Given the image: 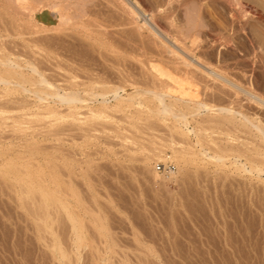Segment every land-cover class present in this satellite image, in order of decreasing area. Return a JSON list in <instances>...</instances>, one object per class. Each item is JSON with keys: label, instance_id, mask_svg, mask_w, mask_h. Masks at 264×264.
Masks as SVG:
<instances>
[{"label": "rangeland", "instance_id": "374dc122", "mask_svg": "<svg viewBox=\"0 0 264 264\" xmlns=\"http://www.w3.org/2000/svg\"><path fill=\"white\" fill-rule=\"evenodd\" d=\"M124 1L0 0V264H264V0Z\"/></svg>", "mask_w": 264, "mask_h": 264}, {"label": "bare ground", "instance_id": "6f19581e", "mask_svg": "<svg viewBox=\"0 0 264 264\" xmlns=\"http://www.w3.org/2000/svg\"><path fill=\"white\" fill-rule=\"evenodd\" d=\"M124 1V0H123ZM232 1V0H231ZM125 2V1H124ZM131 4V3H130ZM138 5V4H137ZM33 8V7H32ZM142 8V7H141ZM118 9V8H117ZM119 10V9H118ZM130 9H128V13L130 14V11H129ZM147 11V10H146ZM118 12V11H117ZM116 12V13H117ZM119 12H121V11H119ZM132 12V11H131ZM80 13H82V12H80ZM79 13V14H80ZM122 13H123V11H122ZM125 13H126V11H125ZM133 13H134V15H133ZM131 15H132V17H135V19L137 20L136 22L139 24V26H137L136 28H142V26H144L146 23H147V21H145V18H143V19H140L143 15H144V13L143 14H139L138 13V10L137 11H134ZM142 13V12H141ZM64 15V14H63ZM63 15H62V17H63ZM124 15V14H123ZM69 16V15H68ZM67 16V17H68ZM75 16V15H74ZM73 16V17H74ZM77 16V15H76ZM79 16V15H78ZM126 16V15H125ZM147 16V15H146ZM72 17V16H71ZM80 17H81V15H80ZM79 17V18H80ZM165 17V16H164ZM40 18H42L41 19V21L42 20H46V21H48L47 19H48V12L47 11H42V13H41V16H40ZM59 18H60V16H59ZM58 18V22H60L59 20H61V19H59ZM69 18V17H68ZM75 19V18H74ZM123 19V18H122ZM125 19H126V17H125ZM131 19V18H130ZM130 19H129V21H130ZM154 19V18H153ZM133 20V19H132ZM160 20V19H159ZM65 21V20H64ZM125 21V20H124ZM152 21V20H151ZM40 22V21H39ZM133 22V21H132ZM135 22V21H134ZM133 22V24H135ZM146 22V23H145ZM161 22V21H160ZM159 22V23H160ZM48 23H49V21H48ZM75 23V22H74ZM145 23V24H144ZM68 24V23H67ZM129 24V23H128ZM149 24V23H148ZM147 24V25H148ZM152 24V23H151ZM161 24V23H160ZM163 24V23H162ZM147 25H145V26H147ZM159 25V24H158ZM55 27H56V25H54ZM60 26V25H59ZM65 26V25H64ZM70 26H72V25H70ZM129 26V25H128ZM156 26V25H155ZM50 27V26H49ZM53 27V26H52ZM133 27V26H132ZM164 27H166V26H164ZM39 28V27H38ZM62 28V27H61ZM145 28V27H144ZM35 29V28H34ZM44 29V28H43ZM53 29V28H52ZM129 29H131V28H129ZM163 29V28H162ZM131 30H133V29H131ZM137 30H139V29H137ZM148 30V29H147ZM169 30V29H168ZM167 30V31H168ZM38 31H39V29H38ZM41 31V30H40ZM47 31V30H46ZM50 31V30H49ZM145 31V30H144ZM162 31V30H161ZM35 32V31H34ZM33 32V33H34ZM48 32V31H47ZM157 32V31H156ZM36 33V32H35ZM133 33H135V32H133ZM143 33V32H142ZM152 33V32H151ZM160 33V32H159ZM187 33H189L188 31H187ZM195 33V32H194ZM37 34V33H36ZM131 34H132V31H131ZM175 34V33H174ZM193 34V33H192ZM133 35V34H132ZM136 35H138V34H136ZM156 35V34H155ZM172 35V34H171ZM190 35V34H189ZM196 35V34H195ZM209 36V35H208ZM212 36V35H211ZM145 37V36H144ZM147 37V36H146ZM145 37V38H146ZM150 36H148V38H149ZM162 37V36H161ZM179 37V36H178ZM187 37V36H186ZM151 38V37H150ZM193 38V37H192ZM213 38H214V36H213ZM144 39V38H143ZM143 39H141V41L143 40ZM147 39V38H146ZM157 40H158V38H156ZM183 39V38H182ZM138 40V39H137ZM145 40V39H144ZM148 40V39H147ZM162 40V39H161ZM216 40V39H215ZM149 41V40H148ZM152 41V40H151ZM180 41V40H179ZM217 41V40H216ZM134 42V40H132V43ZM137 42H139V40L137 41ZM143 42V41H142ZM145 42V41H144ZM183 42V41H182ZM181 42V43H182ZM151 43V42H150ZM154 43V42H153ZM216 43V42H215ZM134 44V43H133ZM137 44H139V43H137ZM152 44V43H151ZM167 44V43H166ZM172 44V43H171ZM140 46H141V44H139ZM160 45V44H159ZM182 45V44H181ZM135 46V45H134ZM143 46V45H142ZM163 46V45H162ZM175 46V45H174ZM33 47V46H32ZM38 47V46H37ZM108 47V46H107ZM112 47V46H111ZM145 47V46H144ZM143 47V48H144ZM177 47H179V46H177ZM199 47V46H198ZM213 47V46H212ZM44 48H46V47H44ZM49 48V47H48ZM137 48V47H136ZM142 48V49H143ZM145 48H147V47H145ZM180 48H181V46H180ZM190 48V47H189ZM203 48V47H202ZM109 49V48H108ZM166 49V48H165ZM169 49V48H168ZM205 49V48H204ZM135 50V49H134ZM152 50V49H151ZM158 50V49H157ZM182 50V49H181ZM186 50H188V49H186ZM203 50V49H202ZM131 51L133 52V50L131 49ZM153 51L155 52V49H154V47H153ZM163 51V50H162ZM183 51V50H182ZM185 51V50H184ZM44 52V51H43ZM136 52V51H135ZM140 52V51H139ZM145 52H147L146 50H145ZM151 52V51H150ZM172 52V51H171ZM175 52V51H174ZM202 52V51H201ZM206 52V51H205ZM157 53H159V52H157ZM168 53V52H167ZM169 53H170V51H169ZM199 53V52H198ZM203 53V52H202ZM43 54V53H42ZM57 54V53H56ZM144 54V53H143ZM147 55H148V53H146ZM153 54H155V53H153ZM175 54V53H174ZM185 54V53H184ZM189 54V53H188ZM46 55V54H45ZM158 55V54H157ZM162 55H164V54H162ZM170 55V54H169ZM200 55V54H199ZM50 56V55H49ZM59 56V55H58ZM4 57V56H3ZM8 57V56H7ZM48 57V56H47ZM173 57V56H172ZM179 57V56H178ZM152 58V57H151ZM168 58H169V56H168ZM174 58V57H173ZM54 60H55V58H53ZM161 59V58H160ZM15 60H17V59H15ZM51 60V59H50ZM168 60V59H167ZM179 60V59H178ZM184 60V59H183ZM31 61V60H30ZM57 61V60H56ZM149 61V60H148ZM177 61V60H176ZM182 61V60H181ZM157 62V61H156ZM163 62V61H162ZM179 62V61H178ZM171 63V62H170ZM175 63V62H174ZM184 63H186V62H184ZM192 63H193V61H192ZM203 63V62H202ZM238 63V62H237ZM15 65H11L10 64V62H9V60L7 59H3V58H0V81L4 84V85H6V86H13V87H17V86H19V87H21V89L25 92V90L22 88L23 87V85L24 84H26V82H28V80L24 77L25 75L23 74V73H21V71H22V67L18 64V63H14ZM153 64V63H152ZM165 64V63H164ZM204 64V63H203ZM207 64V63H206ZM233 64H235V63H233ZM167 65V64H166ZM177 65V64H176ZM185 65V64H184ZM190 65V64H189ZM194 65V64H193ZM201 65V64H200ZM237 65V64H236ZM155 66V65H154ZM159 66H160V64H159ZM162 66V65H161ZM187 66V65H186ZM210 66V65H209ZM32 67V66H31ZM30 67V71H32V73H33V75L34 74H37L38 72H37V70H35V68L34 67H32L31 68ZM163 67V66H162ZM194 67H196V66H194ZM204 67V66H203ZM208 67V66H207ZM25 68V67H24ZM148 68V67H147ZM159 68V67H158ZM175 68V67H174ZM202 68V67H201ZM205 68V67H204ZM225 68V67H224ZM29 69V68H28ZM168 69V68H167ZM180 69H182V68H180ZM194 69V68H193ZM192 69V70H193ZM210 69V68H209ZM208 69V70H209ZM223 69V68H222ZM227 69V68H226ZM233 69V68H232ZM235 69V68H234ZM197 71H198V69H196ZM202 70V69H201ZM211 70H212V68H211ZM210 70V71H211ZM220 70V69H219ZM154 71V70H153ZM157 71H158V69H157ZM162 70H160V75H165V74H163V72H161ZM195 71V70H194ZM197 71H195V72H197ZM207 71V70H206ZM223 71V70H222ZM226 71V70H225ZM23 72V71H22ZM166 72V71H165ZM176 72V71H175ZM177 72H178V69H177ZM191 72V71H190ZM189 72V73H190ZM199 72V71H198ZM205 72V71H204ZM217 72V71H216ZM179 73H180V71H179ZM193 73V72H192ZM200 73V72H199ZM207 73H209V74H207V76L208 77H210V78H212L211 79V81L213 82V80L215 81V82H222V84H223V82H225L221 77H220V75H217L216 73H214L213 71H211V72H207ZM153 74V73H152ZM156 74V73H155ZM154 74V75H155ZM175 74V73H174ZM186 74V73H185ZM184 74V75H185ZM191 74V73H190ZM194 74V73H193ZM196 74H198V73H196ZM195 74V75H196ZM202 74V73H201ZM203 74H205V73H203ZM39 75V74H38ZM149 75V74H148ZM157 75V74H156ZM172 75V74H171ZM180 75V74H179ZM192 75V74H191ZM199 75V74H198ZM222 75H224V74H222ZM230 75V74H229ZM40 76V81H39V83L40 84H43V86H45V89L46 90H49V89H51L52 87L50 86V85H48L45 81H44V79L42 78V76L41 75H39ZM167 76V75H166ZM203 75H201L200 77H202ZM205 76V75H204ZM156 77H158V76H156ZM177 77H178V75H177ZM190 77V76H189ZM224 77V76H223ZM39 78V77H38ZM185 78H187V77H185ZM195 78V77H194ZM198 78V77H197ZM202 78H204V77H202ZM210 78H209V80H210ZM158 79V78H157ZM170 79V78H169ZM172 79V78H171ZM189 78H187V80H188ZM190 79H191V77H190ZM189 79V80H190ZM201 78H199V80H200ZM205 79V81H206V79L207 78H204ZM182 80V79H181ZM186 80V79H185ZM193 80V79H192ZM242 80V79H241ZM243 80H244V78H243ZM159 81V80H158ZM163 81V80H162ZM198 81V80H197ZM202 80H200V82H201ZM204 81V82H205ZM208 81V80H207ZM34 82V81H33ZM164 82V81H163ZM163 82L161 83V84H163ZM174 82V81H173ZM176 82H178V81H176ZM185 82V81H184ZM199 82V81H198ZM203 82V81H202ZM203 82V83H204ZM160 83V82H159ZM167 83V82H166ZM189 83H190V81H189ZM193 84H195L194 83V80H193V82H192ZM197 83V82H196ZM210 83V82H209ZM28 84H30L31 85V82L29 83L28 82ZM38 84V83H37ZM160 84V85H161ZM178 84V83H177ZM198 84V83H197ZM206 84V83H205ZM204 84V85H205ZM214 84V83H213ZM225 84V83H224ZM238 84V83H237ZM245 84V83H244ZM227 85V84H226ZM229 85H232V84H229ZM153 86H154V84H153ZM178 86V85H177ZM184 86V85H183ZM199 86H201V85H199ZM207 86V85H206ZM214 85H212V87H213ZM220 86V85H219ZM224 86V85H223ZM228 86V85H227ZM246 86H248V85H246ZM252 86V85H251ZM38 87V86H37ZM155 87V86H154ZM165 87V86H164ZM208 87H209V85H208ZM207 87V88H208ZM211 86H210V88H212ZM215 87H218V86H215ZM232 87H234V86H232ZM231 87V88H232ZM204 88V87H203ZM209 88V89H210ZM228 88L230 89V87L228 86ZM242 88V87H241ZM44 89V90H45ZM205 89V88H204ZM223 89V88H222ZM228 89V90H229ZM240 89V88H239ZM31 90V89H30ZM156 90H158V89H156ZM225 90V89H224ZM227 89L225 90V91H228ZM231 90V89H230ZM247 90V89H246ZM146 91V90H145ZM153 91V90H152ZM159 91V90H158ZM181 91V90H180ZM204 91V90H203ZM210 91H211V89H210ZM214 91V90H213ZM220 91V90H219ZM235 92H237L236 90H234ZM26 92H27V89H26ZM143 92V91H142ZM212 92V91H211ZM248 92V91H247ZM33 93V92H32ZM149 94H151L152 95V97L151 98H153V99H157V101H159V106H161L162 107V109H161V112L160 113H164L165 115H171L174 119H175V121H176V123L179 121H184V122H186V116H185V113H182V114H177V112L175 111H173L172 110V108H171V103H169V104H166L165 102H163L162 100H159L160 98L157 96V92H154V93H152V92H148ZM157 93V94H156ZM210 93V92H209ZM227 93V92H226ZM231 93V92H230ZM259 93V92H258ZM28 94V93H27ZM36 94H37V92H36ZM115 94V96H116V93H114ZM232 94H234V92H233V90H232ZM237 94L239 95V92L238 93H235L234 95H233V98L234 97H239V96H237ZM250 94V93H249ZM262 94V93H261ZM35 95V94H34ZM53 95V94H52ZM63 95V94H62ZM60 96L59 97V100L63 103H67V104H74V103H83L84 101L82 100V99H80L77 95H68V96H66L65 94L63 95V96ZM147 95V94H146ZM164 95V94H163ZM162 95V96H163ZM179 95V94H178ZM184 95V94H183ZM182 95V96H183ZM207 96H208V94H206ZM214 95V94H213ZM230 95V94H229ZM247 95V94H246ZM257 95V94H256ZM263 95V94H262ZM36 96V95H35ZM45 96V95H44ZM55 96V95H54ZM58 96V95H57ZM102 96V95H101ZM161 96V97H162ZM174 96V95H173ZM215 96V95H214ZM254 96V98H255V95H253ZM258 96H260V95H258ZM43 97V96H42ZM48 97V96H47ZM52 97V96H51ZM209 97V96H208ZM210 97H211V95H210ZM216 97V96H215ZM220 97V96H219ZM228 97V96H227ZM242 97V96H241ZM40 98V97H39ZM44 98V97H43ZM103 98V96L101 97V99ZM163 98V97H162ZM180 98V97H179ZM230 98V97H229ZM242 98H244V96L242 97ZM247 98H249L248 96L247 97H245V100L247 99ZM253 98V99H254ZM257 98V97H256ZM259 98V97H258ZM55 99V98H54ZM221 99V98H220ZM250 99V98H249ZM249 99H247L246 100V102L249 100ZM40 100V99H39ZM193 100V99H192ZM227 100V99H226ZM225 100V101H226ZM235 100V99H234ZM236 100H238V99H236ZM244 100V99H243ZM254 100H256V99H254ZM221 101V100H220ZM241 101V100H240ZM258 101V103L261 101V100H257ZM257 101H254V102H256V104L258 105V103H257ZM219 102V101H218ZM232 102H234V101H232ZM238 102V101H237ZM254 102H252V100H251V104L252 103H254ZM59 103V102H58ZM61 103V104H62ZM86 103V102H85ZM204 103H206V102H204ZM222 103V102H221ZM240 103V102H239ZM248 103V102H247ZM263 102H261V104H262ZM199 104V103H198ZM209 104V103H208ZM227 104V103H226ZM235 104H236V102H235ZM249 104H250V102H249ZM201 104H199V106H200ZM230 105V104H229ZM244 105V104H243ZM253 105H255V104H252V106ZM187 106V105H186ZM195 106V105H194ZM202 106V105H201ZM239 106V105H238ZM251 106V107H252ZM258 106H260V105H258ZM205 110H206V112H209L210 113V111H216V113H223L225 116H223V117H221L222 119H223V121H225V120H227V121H225V122H229L230 120H232L233 121V116L235 115V114H237V111H236V113L235 112H233L231 109H223V108H221V109H219V110H215L214 108H212V107H209V106H206V105H203L202 106ZM237 107V106H236ZM240 107L242 108V106L240 105ZM246 107V106H245ZM250 107V108H251ZM218 108V107H217ZM216 108V109H217ZM255 108V107H254ZM253 108V109H254ZM252 109V108H251ZM198 110V109H197ZM258 110V109H257ZM260 110V109H259ZM196 111V110H195ZM263 111V110H262ZM190 112V111H189ZM239 112V111H238ZM245 112V111H244ZM243 112V113H244ZM249 112V111H248ZM252 112V111H251ZM250 112V113H251ZM255 112H256V110H255ZM188 113V112H187ZM191 113H193L192 111H191ZM212 113V112H211ZM240 113V112H239ZM247 113V112H246ZM190 114V113H189ZM191 115V114H190ZM194 115V114H193ZM198 115V114H197ZM241 115V114H240ZM239 115V116H240ZM243 115V114H242ZM257 115V114H256ZM217 116V115H216ZM221 116V115H220ZM245 116V115H244ZM212 117H213V115H212ZM245 117H247V116H245ZM245 117H243L244 118V120L247 122V123H249V124H251L252 122H250V120H248L247 118H245ZM191 118V117H190ZM217 119V118H216ZM215 119V120H216ZM220 120V119H219ZM218 120V121H219ZM262 120V119H261ZM204 121V120H203ZM206 121V120H205ZM214 122V121H213ZM175 123V124H176ZM187 123H188V121H187ZM223 123V122H222ZM245 124V123H244ZM200 125V124H199ZM232 125V124H231ZM255 125V124H254ZM227 126H228V124H227ZM203 128V127H202ZM205 128V127H204ZM256 128V130H257V132L262 136V139H264V132H263V130L260 128V126H256L255 127ZM236 129V128H235ZM246 130V129H245ZM233 132H235V130L233 131ZM245 133H247V132H245ZM251 133V132H250ZM193 134V133H192ZM237 137V136H236ZM205 140V139H204ZM194 143H195V141H194ZM239 150V149H238ZM212 159V158H211ZM255 159V158H254ZM213 160V159H212ZM215 160H216V158H215ZM217 160H222V158L221 157H217ZM261 160V159H260ZM262 161V160H261ZM256 162H257V158H256ZM258 163H259V160H258ZM252 166V165H251ZM253 167V166H252ZM252 167H250V169L249 170H251L252 169V171H255L256 169L255 168H252ZM259 171V170H258ZM250 172V171H249ZM171 175V174H170ZM168 177V176H167ZM43 194H42V196L44 197V192H42ZM46 196H47V194H46ZM41 200H42V198H41Z\"/></svg>", "mask_w": 264, "mask_h": 264}, {"label": "built area", "instance_id": "2783aa9c", "mask_svg": "<svg viewBox=\"0 0 264 264\" xmlns=\"http://www.w3.org/2000/svg\"><path fill=\"white\" fill-rule=\"evenodd\" d=\"M173 168L174 166L172 165V163H167L163 165H157L155 171L157 173H161L162 177L167 178V176H170V174L173 173Z\"/></svg>", "mask_w": 264, "mask_h": 264}]
</instances>
